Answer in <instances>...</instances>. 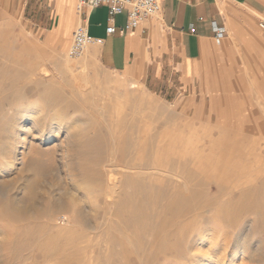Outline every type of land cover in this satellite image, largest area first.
Wrapping results in <instances>:
<instances>
[{"label": "rangeland", "instance_id": "rangeland-1", "mask_svg": "<svg viewBox=\"0 0 264 264\" xmlns=\"http://www.w3.org/2000/svg\"><path fill=\"white\" fill-rule=\"evenodd\" d=\"M49 42L0 0V135L28 109L61 123L42 136L25 119L24 153L11 167L0 154V264H264V57L196 105L103 67L90 45L70 58L72 34ZM198 178L186 210L169 209ZM178 214L190 222L161 233Z\"/></svg>", "mask_w": 264, "mask_h": 264}, {"label": "crops", "instance_id": "crops-1", "mask_svg": "<svg viewBox=\"0 0 264 264\" xmlns=\"http://www.w3.org/2000/svg\"><path fill=\"white\" fill-rule=\"evenodd\" d=\"M1 1L29 30L51 38L49 43L63 42L76 28L75 19L84 17L95 39L90 51L100 65L176 103L184 97L188 104H204L210 90L225 88L227 74L244 79L264 57V29L259 28L264 0H161L157 14L124 35L106 28L122 27L126 10L109 22L105 5L82 15L76 0ZM214 25L224 28L222 37H216ZM220 108L224 116L226 109Z\"/></svg>", "mask_w": 264, "mask_h": 264}, {"label": "bare ground", "instance_id": "bare-ground-1", "mask_svg": "<svg viewBox=\"0 0 264 264\" xmlns=\"http://www.w3.org/2000/svg\"><path fill=\"white\" fill-rule=\"evenodd\" d=\"M43 73V72H42ZM23 75V74H22ZM19 78V77H18ZM82 81L84 84H86V80L85 77L82 76ZM36 112L32 109H28L26 111H23L21 113H19L17 116H13L12 118H9V122L5 125L6 127L4 128L3 132V136L0 135V154L3 155V158L5 161H7V164L9 167H11L14 164L15 159L17 158L18 153L19 154H23L24 153V148H25V133L27 128L23 125V121L25 119H29L32 122H37L38 121V117L35 114ZM55 118V117H54ZM52 120V119H51ZM222 120V118L220 119ZM226 120V119H224ZM223 120V121H224ZM38 124L40 127V134L42 136H50L51 132L49 130V133H47L46 127L48 126L50 128H60L61 127V123L58 120L52 121L49 125L42 123L38 121ZM63 127V126H62ZM67 129V128H66ZM1 132V131H0ZM23 133V134H22ZM20 135V136H19ZM20 148V149H19ZM22 158V157H21ZM173 162V161H172ZM171 164V163H170ZM191 165V164H190ZM177 167V166H176ZM182 170H180L183 174L184 172L187 174H192L194 173V170H197L195 167H187V165L181 166ZM163 174H165L166 177L172 178L174 175L176 177H178V179L180 180V176L176 175L173 171L172 172H167V169L164 170V168H158ZM172 170V169H171ZM185 174V175H186ZM187 174V175H188ZM198 175V174H197ZM174 178V177H173ZM177 179V178H176ZM178 181V180H177ZM176 181V182H177ZM201 178H198L196 180H194L193 182H191L189 184V191L184 195L183 201L179 204H174L171 205L172 207H170L169 209H172L174 211H184L186 210V206L187 204H189L190 202H193L197 195L200 194V187H201ZM180 182V181H179ZM205 184V183H204ZM184 185V184H183ZM186 185V184H185ZM224 185V182L222 183H218L217 185V189H221L222 186ZM160 189V188H159ZM158 190V189H157ZM186 190V189H184ZM166 192V191H165ZM211 192V191H210ZM113 193V189L111 190V194ZM110 194V193H109ZM237 194V193H236ZM158 195V193H157ZM198 202V201H197ZM25 203V202H24ZM28 203H30V201H28ZM197 204V203H196ZM29 205V204H28ZM33 205V204H32ZM23 207V206H22ZM33 207V206H31ZM35 207V206H34ZM33 207V208H34ZM121 207V206H120ZM132 207V206H131ZM166 207V206H165ZM39 208V207H38ZM22 209V208H21ZM23 210V209H22ZM33 210V209H32ZM35 210V209H34ZM123 211V210H122ZM14 212L17 214H20V210L18 209H14ZM166 212V211H165ZM196 212V211H195ZM193 213V212H192ZM165 214V213H164ZM163 217V216H162ZM162 219V218H161ZM191 220V217H189L188 215L185 214H178L176 216H171V218L166 217L164 219V221L162 222V229L160 230L161 233L163 234H167L170 230V227L173 225H176L178 223L183 222L184 225L188 224ZM161 221V220H160ZM186 223V224H185ZM161 224V223H160ZM173 231V230H172ZM202 233V232H201ZM200 233V234H201ZM154 235V234H153ZM159 235V234H158ZM167 238V237H166ZM174 240V239H173ZM202 240V235L199 236L198 241ZM182 242V241H181ZM166 243V242H165ZM235 247L237 250H242V252H244L243 250L245 247V241L243 240V238L239 239L236 241L235 243ZM162 250V249H161ZM212 256V255H211ZM247 258V257H246ZM216 264H224L223 260H219L218 263Z\"/></svg>", "mask_w": 264, "mask_h": 264}, {"label": "built area", "instance_id": "built-area-1", "mask_svg": "<svg viewBox=\"0 0 264 264\" xmlns=\"http://www.w3.org/2000/svg\"><path fill=\"white\" fill-rule=\"evenodd\" d=\"M160 1L161 0H76V7L79 12H82V15H84V11L87 9L105 5L107 7V20L109 22H112L117 14L126 10V20L122 27L116 28L110 24L106 28L109 34L117 32L119 35H124L139 27L149 16L157 14L160 9ZM259 27L264 28V21L259 23ZM190 30L193 31L194 29L191 27ZM214 32L218 38L222 37L225 33L223 27L216 25H214ZM94 41L95 39L91 38L87 33L85 18H80L79 24L72 33V42L68 53L69 57H80L85 48Z\"/></svg>", "mask_w": 264, "mask_h": 264}]
</instances>
